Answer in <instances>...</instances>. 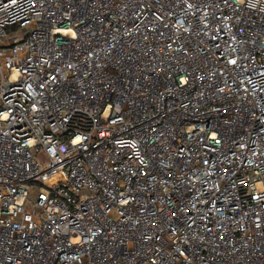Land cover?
I'll use <instances>...</instances> for the list:
<instances>
[{
    "label": "built area",
    "instance_id": "obj_1",
    "mask_svg": "<svg viewBox=\"0 0 264 264\" xmlns=\"http://www.w3.org/2000/svg\"><path fill=\"white\" fill-rule=\"evenodd\" d=\"M0 264H264V0H0Z\"/></svg>",
    "mask_w": 264,
    "mask_h": 264
}]
</instances>
